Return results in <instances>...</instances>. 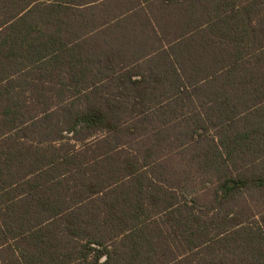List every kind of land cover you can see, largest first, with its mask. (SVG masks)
I'll use <instances>...</instances> for the list:
<instances>
[{"label": "trees", "instance_id": "trees-1", "mask_svg": "<svg viewBox=\"0 0 264 264\" xmlns=\"http://www.w3.org/2000/svg\"><path fill=\"white\" fill-rule=\"evenodd\" d=\"M0 264H264V0H0Z\"/></svg>", "mask_w": 264, "mask_h": 264}]
</instances>
